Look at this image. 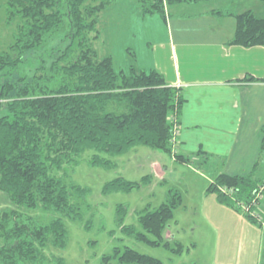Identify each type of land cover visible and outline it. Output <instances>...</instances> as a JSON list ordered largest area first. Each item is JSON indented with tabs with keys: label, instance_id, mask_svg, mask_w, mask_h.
Returning a JSON list of instances; mask_svg holds the SVG:
<instances>
[{
	"label": "trees",
	"instance_id": "16d2710c",
	"mask_svg": "<svg viewBox=\"0 0 264 264\" xmlns=\"http://www.w3.org/2000/svg\"><path fill=\"white\" fill-rule=\"evenodd\" d=\"M112 1H5V25L14 30L7 49L0 52V191L15 205L42 208L52 218L44 223L18 208L0 209V264H65L61 256L47 254L45 248L64 249L68 234L63 219L81 216L72 192L83 194L87 189L66 183L64 175L66 165H77L85 150L93 151L91 165L105 168L114 162L103 154H123L138 145L160 149L185 164L195 159L197 164L204 163L211 157L201 148L191 156L177 149L184 103L179 87L169 85L156 68L145 70L130 64L126 70H117L111 56L98 57L93 46L98 13ZM135 1L142 16L157 14L164 19L165 4L192 0ZM211 13L235 18L228 44L264 45V17L249 9L237 13L215 9ZM60 33L54 46L45 47ZM39 52L46 59L39 60L44 55ZM25 63L33 70L19 72ZM262 131L264 134V128ZM150 180V175L139 181L118 176L104 184L103 192L131 191ZM263 187L264 180L254 173L219 172L206 193H214L219 203L240 211V202H259L257 195ZM181 201L180 191L169 188L164 202L138 213L140 228L123 224L127 206L119 204L116 222L123 234L135 240L169 247L164 230ZM245 216L256 221L249 212ZM174 243L176 248L170 249L181 252L182 244ZM113 259L116 264H162L129 246L103 255L101 264Z\"/></svg>",
	"mask_w": 264,
	"mask_h": 264
},
{
	"label": "rangeland",
	"instance_id": "374dc122",
	"mask_svg": "<svg viewBox=\"0 0 264 264\" xmlns=\"http://www.w3.org/2000/svg\"><path fill=\"white\" fill-rule=\"evenodd\" d=\"M5 1L0 0V52L7 49L14 30L13 26L5 25ZM223 3H227L231 11L249 9L258 17H264V5L260 0H205L203 4L211 7L222 6ZM172 6L168 4L166 7L172 9ZM185 6L182 7L187 8ZM153 18L163 20L157 14L142 19L141 9L135 0L112 1L98 13V36L93 40L98 57L111 56L117 70H126L130 64L149 69L151 57L146 38L149 35L147 27ZM61 34L48 40L45 47L54 46ZM41 54L44 53L39 52L38 55ZM45 55L39 60L46 59ZM32 65H36V61ZM31 66L25 63L18 71L33 70ZM92 153V150H85L78 157L77 165L65 167L64 181L84 187L87 191L83 194L72 192V199L78 203L81 216L76 220L63 219L68 234L66 247L57 249L48 246L45 248L47 254L61 256L65 264H101L103 255L111 253L116 247L122 249L129 246L160 259L162 264H264V187L259 202L257 199H254V204L252 200L250 205L240 202L242 207L239 211L219 203L214 193H206L211 181L209 171L213 166L210 161L197 164L195 159L190 164L179 163L160 149L138 145L123 154H103L114 162L112 167L105 168L89 163ZM145 175L151 176L149 183L131 191L103 192L104 184L118 176L139 181ZM255 177L264 180V153ZM169 188L179 190L182 198L163 234L170 246L149 245L123 234L116 222L117 206H127L123 224H134L140 228L138 213L146 206L154 208L164 202ZM0 197L3 198L0 199V209L18 208L44 223L52 218L50 212L42 208L27 209L15 205L1 191ZM247 205L256 221L245 216L249 212L244 208ZM175 241L182 244L183 249L179 253L170 249L176 248ZM110 264H116V260H111Z\"/></svg>",
	"mask_w": 264,
	"mask_h": 264
},
{
	"label": "crops",
	"instance_id": "0c3cea01",
	"mask_svg": "<svg viewBox=\"0 0 264 264\" xmlns=\"http://www.w3.org/2000/svg\"><path fill=\"white\" fill-rule=\"evenodd\" d=\"M204 1L165 4V18H153L149 68L181 89L178 151L209 153L210 180L219 172L255 175L264 153V45L228 44L235 18L211 13L229 10L227 3L207 7Z\"/></svg>",
	"mask_w": 264,
	"mask_h": 264
},
{
	"label": "built area",
	"instance_id": "2783aa9c",
	"mask_svg": "<svg viewBox=\"0 0 264 264\" xmlns=\"http://www.w3.org/2000/svg\"><path fill=\"white\" fill-rule=\"evenodd\" d=\"M223 190L225 191V189L223 188ZM261 190H263V188L261 189ZM263 193V192H262ZM262 193H259L258 195H257V197L260 199L261 197H262ZM254 203H256V200H253L252 201V204H254ZM246 210H248L249 211V209H250V207H249V205H247L246 207H244ZM249 213H250V211H249ZM251 215H254L253 213H250Z\"/></svg>",
	"mask_w": 264,
	"mask_h": 264
}]
</instances>
